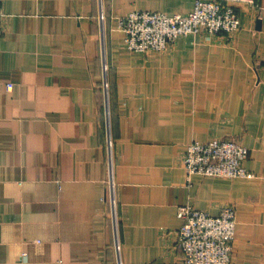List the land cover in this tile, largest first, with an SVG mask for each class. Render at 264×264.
I'll return each mask as SVG.
<instances>
[{"label":"crops","instance_id":"crops-1","mask_svg":"<svg viewBox=\"0 0 264 264\" xmlns=\"http://www.w3.org/2000/svg\"><path fill=\"white\" fill-rule=\"evenodd\" d=\"M195 1L1 0L0 264H118L111 177L122 264H181L185 204L234 205L229 264H264V0L233 3V36L163 51L130 49L119 27ZM215 138L248 148L250 176H187L188 144Z\"/></svg>","mask_w":264,"mask_h":264},{"label":"built area","instance_id":"built-area-1","mask_svg":"<svg viewBox=\"0 0 264 264\" xmlns=\"http://www.w3.org/2000/svg\"><path fill=\"white\" fill-rule=\"evenodd\" d=\"M1 2V0H0ZM249 4L262 10L257 0H196L193 10L186 14L169 15L160 11L136 10L118 19L125 32L126 45L135 51L148 53L163 51L187 35L206 33L216 36L224 33L233 36L240 28V17L233 3ZM263 11V10H262ZM5 14L0 3V31L4 27ZM103 17V15H102ZM104 67L107 65L104 62ZM8 88H12L9 83ZM112 148V141H108ZM248 148L234 138H215L207 142L191 141L182 153L181 161L187 176L246 177L251 172L243 165ZM108 198L113 210L115 248L118 264L121 260V243L117 231V202L115 181L108 179ZM182 218L178 246L183 251L181 264H229L232 241L236 230V208L223 206L218 215H212L190 204L179 207Z\"/></svg>","mask_w":264,"mask_h":264},{"label":"trees","instance_id":"trees-1","mask_svg":"<svg viewBox=\"0 0 264 264\" xmlns=\"http://www.w3.org/2000/svg\"><path fill=\"white\" fill-rule=\"evenodd\" d=\"M127 46V45H126ZM102 106L104 107V102L102 103Z\"/></svg>","mask_w":264,"mask_h":264},{"label":"rangeland","instance_id":"rangeland-1","mask_svg":"<svg viewBox=\"0 0 264 264\" xmlns=\"http://www.w3.org/2000/svg\"><path fill=\"white\" fill-rule=\"evenodd\" d=\"M105 64H106V62H105ZM107 65V64H106Z\"/></svg>","mask_w":264,"mask_h":264}]
</instances>
